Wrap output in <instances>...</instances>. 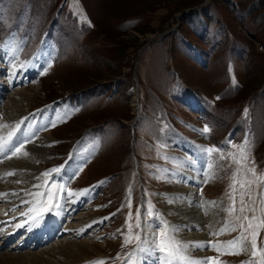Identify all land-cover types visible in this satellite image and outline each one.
<instances>
[{
	"label": "rangeland",
	"instance_id": "obj_1",
	"mask_svg": "<svg viewBox=\"0 0 264 264\" xmlns=\"http://www.w3.org/2000/svg\"><path fill=\"white\" fill-rule=\"evenodd\" d=\"M0 64V105L20 91L27 114L54 118L36 134L51 140L48 161L34 162L39 204L55 211L60 193L79 198L56 237L23 250L93 224L73 237L96 243L80 264H171L179 254L185 262L172 264H199L164 212L179 184L201 202L204 228L186 232L206 234L203 264H264V0H0ZM22 123L29 133L4 149L3 165L30 155L35 139H25L38 128ZM23 172L0 183L28 188Z\"/></svg>",
	"mask_w": 264,
	"mask_h": 264
},
{
	"label": "bare ground",
	"instance_id": "obj_2",
	"mask_svg": "<svg viewBox=\"0 0 264 264\" xmlns=\"http://www.w3.org/2000/svg\"><path fill=\"white\" fill-rule=\"evenodd\" d=\"M13 54L14 53L9 54L8 56L10 57ZM39 59H42V58H39ZM29 61H28L27 68L31 66V63H33L32 61L31 63ZM34 66L38 67L40 65L36 64ZM2 70H3L2 65L0 64V74ZM24 70L25 69H23L21 66L16 67L14 70V73L11 74V77L15 78V75H17L20 71H24ZM27 73L31 74V71L28 70V72H24L22 75L27 74ZM1 79L2 77H0V83L2 82ZM8 82L9 84H11V81H8ZM21 83L23 82H19L20 85ZM11 85H15V82H13ZM2 88L3 87L1 86L0 90ZM18 93H20V91H13L10 96L11 99L8 101V103H6L3 106L0 105V114L2 116L0 119V140L2 139L0 141V155L5 154L4 149L7 146L11 145L13 142H19L21 140V137L24 136L23 135L24 131L26 133H29L28 127L25 126L24 123L20 124L24 119L25 121H29L30 131L31 129L36 128V126L38 128V131L36 133L33 131L35 136L27 135L29 137L25 139V140L35 139V141L27 149L30 155H28V157L22 158V159L27 158L25 161L13 162L11 159V162L5 165H3L4 164L3 161L5 159L0 161V164L2 165V166L0 165L2 167V169L0 170V177L3 176L4 180L6 179L7 182L12 179V177H10L8 174L11 171V169L24 170L25 172L22 173L23 176L24 175L26 176L27 173L29 175V181L27 180L29 184L28 188L21 186V183L13 184L15 179L12 180L13 185L11 184L10 186H8L6 183H5L6 185H2L0 183V201L6 202L5 204L9 203L7 205H3L4 209L0 210L1 212L0 213V245H1L0 246V251H1L0 252V264H80L79 262H81L82 260H85L91 257L89 255L94 252V246H96V243H89L88 240H86L85 238L82 241H77L76 240L77 238L75 239L73 237L79 236L80 234H82L79 232H85L84 230H88L89 227L91 229L93 224H90V226L88 224L84 225L83 228H81L80 230H77V232H75L74 234H70L68 236V239L65 238V239L59 240V242L54 243L56 246L51 244L46 249H41L39 253L30 251V250L25 251L27 248L25 250H22V252L20 251L17 253L7 251V248H8L7 246H9V250L10 249L17 250V249H20L19 247L24 248L25 244L30 243V242H31L30 244H33L32 246L29 244L30 249L37 248L38 245L41 246V245L48 244L50 239L56 237L58 233L63 230V229L62 230L60 229L61 221L69 216L68 211H70L71 213L72 211H74V209L76 208L78 199H79L77 196H73L72 198H70L71 195H69V193L68 194L58 193L59 196L58 195L57 196H58V200L60 201L56 203L57 206H55V208L56 207L57 208L55 211H53L54 209L52 210L49 208H45L43 207V205L39 204L41 202L40 194H41L42 189L39 188L40 186L38 185V183L35 181L33 177L36 176L35 174L39 172L38 170H40V168L38 166H35L34 162L39 160L40 162L42 161V164H44L45 162L48 161V155L46 152L47 151L46 148H48V144L51 140L48 138L47 139L45 138L48 136V134H46L45 136L41 138H36L37 137L36 134L43 127L47 129L50 126H52L55 122H54L53 115L46 110H44L41 113L27 114L28 112L26 110V105L25 106L21 105L22 99L18 100L17 98H15L16 96H18ZM22 94H20L19 96L22 97L23 96ZM21 116H24V118L23 119L21 118L18 121L19 123H15L14 120ZM46 116L49 118L48 120L45 118ZM8 122L13 123L15 126H17L16 127L17 129L15 128L16 130L12 133V135H7L8 133L7 123ZM14 156L15 155H13L12 157ZM8 157L6 158L10 160ZM200 162L202 163V161ZM72 163L69 162L65 165L67 166V171L63 169L64 171L68 172L69 176H72V172L75 171V166ZM64 171L61 170L60 172L54 173V176L59 175L60 177V178H56V177L54 178L56 180H59L60 183H63V184L66 183L68 178H70L67 175H65L66 172ZM185 178L187 179L186 181L188 183H195L196 179L198 182L200 180L196 176H194L191 171H188L187 175H185ZM24 184L25 183H22V185ZM6 191L11 192V197L8 196L9 194L5 193ZM195 191L196 190L193 186L188 185V186L181 188L179 184H175L170 194L171 195L170 196V201H171L170 207L167 206L164 212L170 217H173L171 219L170 227L174 229V231H177V232L179 231L178 235H175L176 236L175 240L181 243V247L183 251L187 252L185 256L191 261L198 260L200 262L199 264H203L202 262L204 261V259L206 261V256L208 253V250L204 251L201 249L203 247L205 240L207 239L206 234L199 233L198 231L196 232L190 231L188 233L186 232L189 228L191 229H203L204 228V222H202L203 216L200 214L201 202L198 201V198L195 195L196 194ZM85 194H86V199L83 195L80 196L81 206L83 204L88 203L87 201H89L90 199L92 200V194H93L92 192L89 194V190H86ZM50 196L52 195L50 194ZM47 197H48V194L44 192L43 198L41 200L50 201L49 198ZM66 198H69V199L67 200ZM32 201H35V202L31 203ZM23 204L27 205L25 207L26 208L25 211H22L21 213H18V214L17 213L11 214L10 216L5 215L10 212L15 213L16 205H23ZM65 205L68 206V210L64 208ZM69 205L71 209L69 208ZM51 206L52 205H50V207ZM10 209L11 211L7 213V210H10ZM64 209H66L67 211ZM27 212H29L28 215H26ZM14 216H16V218H19L17 223L13 222ZM6 220H10V222ZM80 221L82 223H86L85 221L79 220V222ZM5 226L6 228H4ZM71 229H72V231L70 230L71 232L75 230L73 228ZM28 232H31V233H28ZM27 237H29V240L26 243ZM15 241L18 242L19 246H17L16 243L14 244ZM35 242H38V244L34 246ZM147 245H148V241H147ZM194 251H197V255L193 254ZM180 257H182V259ZM174 259L175 261L171 262V264L178 263L182 260L185 262V258L180 254L178 255V258L175 257ZM162 260L163 259L161 258L159 260L161 261V264H165L163 263ZM189 262L187 260V262L183 264H189Z\"/></svg>",
	"mask_w": 264,
	"mask_h": 264
}]
</instances>
